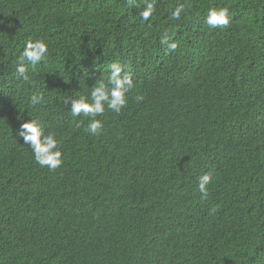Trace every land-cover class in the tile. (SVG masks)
Here are the masks:
<instances>
[{
	"label": "trees",
	"instance_id": "16d2710c",
	"mask_svg": "<svg viewBox=\"0 0 264 264\" xmlns=\"http://www.w3.org/2000/svg\"><path fill=\"white\" fill-rule=\"evenodd\" d=\"M142 3L0 0V264H264V0H159L148 22ZM212 6L227 28L204 23ZM27 38L49 55L24 81ZM114 61L135 86L92 136L64 100ZM29 115L59 141L55 171L16 135Z\"/></svg>",
	"mask_w": 264,
	"mask_h": 264
},
{
	"label": "clouds",
	"instance_id": "9594fccd",
	"mask_svg": "<svg viewBox=\"0 0 264 264\" xmlns=\"http://www.w3.org/2000/svg\"><path fill=\"white\" fill-rule=\"evenodd\" d=\"M159 0H143L139 8L140 18L148 22L156 11ZM129 8L136 7V0H128ZM185 12V4L178 3L170 11V19L179 21L182 13ZM230 10L227 6H212L206 9L204 23L210 29L227 28L230 24ZM0 23H3L0 20ZM160 44L165 49V54L174 52L178 43L175 34L165 30L160 37ZM49 55L48 44L40 38H27L24 41L22 51L17 56L15 65V77L24 81L29 80V66L35 68L41 62H46ZM133 74L127 66L119 61H114L107 66L105 78L97 77L95 83L90 86L87 95L67 96L65 105L70 110L73 117L89 118L86 132L92 136L101 134L104 124L99 117H103L106 111L111 110L117 115L126 107L128 93L134 88ZM136 102H141L144 97L138 95ZM43 96L34 94L30 98V103L35 106L41 103ZM30 116V115H29ZM22 122L16 130V135L22 138L23 144L28 145L32 150L33 157L40 167H46L49 171H55L63 164V153L60 150L59 141L55 133L45 132L44 126L39 119L33 118ZM213 177L210 172H204L199 176L197 188L202 199H207L209 195L208 185Z\"/></svg>",
	"mask_w": 264,
	"mask_h": 264
}]
</instances>
